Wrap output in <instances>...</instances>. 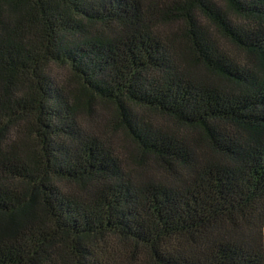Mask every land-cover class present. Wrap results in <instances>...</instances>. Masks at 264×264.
Listing matches in <instances>:
<instances>
[{
  "label": "trees",
  "instance_id": "16d2710c",
  "mask_svg": "<svg viewBox=\"0 0 264 264\" xmlns=\"http://www.w3.org/2000/svg\"><path fill=\"white\" fill-rule=\"evenodd\" d=\"M0 264H264V0H0Z\"/></svg>",
  "mask_w": 264,
  "mask_h": 264
},
{
  "label": "rangeland",
  "instance_id": "374dc122",
  "mask_svg": "<svg viewBox=\"0 0 264 264\" xmlns=\"http://www.w3.org/2000/svg\"><path fill=\"white\" fill-rule=\"evenodd\" d=\"M58 76L63 80L64 73L61 70H57Z\"/></svg>",
  "mask_w": 264,
  "mask_h": 264
}]
</instances>
